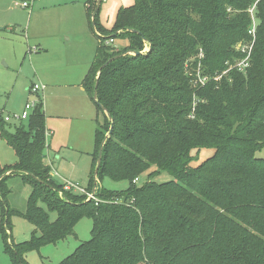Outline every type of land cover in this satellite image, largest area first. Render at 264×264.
Masks as SVG:
<instances>
[{
	"label": "trees",
	"instance_id": "1",
	"mask_svg": "<svg viewBox=\"0 0 264 264\" xmlns=\"http://www.w3.org/2000/svg\"><path fill=\"white\" fill-rule=\"evenodd\" d=\"M98 1L86 0L98 46L84 87L104 112L89 186L77 193L52 177L42 97L26 124L0 121L17 156L0 164L4 252L12 264H29L28 253L76 237L88 217L91 238L56 264H264V158L256 156L264 148V0H134L111 27L98 18ZM254 3L250 65L228 68L242 57L235 45L251 39ZM117 39L126 45L117 49ZM198 64L203 76H190ZM202 148L215 154L192 166V150ZM162 172L173 179L155 181ZM16 175L32 187L22 212L9 205L5 186ZM142 175L148 180L139 185ZM106 177L129 185L89 198ZM15 215L35 226L29 239L12 238Z\"/></svg>",
	"mask_w": 264,
	"mask_h": 264
},
{
	"label": "rangeland",
	"instance_id": "2",
	"mask_svg": "<svg viewBox=\"0 0 264 264\" xmlns=\"http://www.w3.org/2000/svg\"><path fill=\"white\" fill-rule=\"evenodd\" d=\"M22 2L0 0V110L21 113L26 102L38 101L39 96L42 97L46 124L53 131V135L48 136L50 156L47 154L46 157L53 171L52 177L59 183L75 184L74 191L81 193V186H89L93 167V155L86 151L94 144L95 153L94 129L97 121L104 119V112L84 87L96 55L98 38L86 9V0H31L29 6H23ZM133 3L134 0H103L98 18L106 27H111L119 7ZM126 43L123 39L114 42L117 49L123 48ZM147 51L146 46L143 52ZM202 57V51L192 56L187 62L188 67ZM239 59H235L228 68H235ZM195 72V77L203 76L200 64L188 69L192 77ZM34 83L44 85V91L38 94L31 92L30 87ZM14 125L11 131L15 129ZM192 153L195 160L191 165L197 166L213 156L215 148L194 149ZM256 156L264 158V148ZM16 160L14 149L0 137V164L14 163ZM4 175H13V172L8 170ZM153 179L165 182L173 177L162 172ZM146 180L147 175H142L137 182L140 185ZM128 185L126 180L115 181L106 177L97 180L92 189L99 193L103 188L123 190ZM5 186L11 190L8 196L11 208L25 211L32 191L31 185L16 175L9 176ZM51 216L55 218V213ZM92 227L93 219L83 217L75 227L76 237L72 235L56 244L44 245L38 251L28 253L27 261L29 264L59 263L82 242L91 238ZM34 228L24 217H12L14 241L29 239ZM2 245L0 233V252ZM2 252L0 264H12L9 256Z\"/></svg>",
	"mask_w": 264,
	"mask_h": 264
},
{
	"label": "built area",
	"instance_id": "3",
	"mask_svg": "<svg viewBox=\"0 0 264 264\" xmlns=\"http://www.w3.org/2000/svg\"><path fill=\"white\" fill-rule=\"evenodd\" d=\"M31 0H23L22 5L23 6H29ZM256 5L257 3H254L249 9V13L252 18V23L248 29V34L251 36V39L248 42H239L237 44V50L241 52L242 57L237 61L235 66L238 68L240 71H245V69L250 65L251 62V56H252V51L254 48V43L256 39V31H257V26L259 23V20L256 15ZM109 42H113V39H110ZM45 86L34 83L31 87L30 90L33 93L38 94L40 91H44ZM37 101H32V102H26L25 107L21 113H10L5 111L4 109L0 110V121H4L6 123H11V124H19L23 121H26L29 119L33 109L36 106ZM75 184L72 183H65V188L66 189H71L75 187ZM80 192L86 193L85 188L80 187ZM89 198H95V191L92 193H87Z\"/></svg>",
	"mask_w": 264,
	"mask_h": 264
},
{
	"label": "water",
	"instance_id": "4",
	"mask_svg": "<svg viewBox=\"0 0 264 264\" xmlns=\"http://www.w3.org/2000/svg\"><path fill=\"white\" fill-rule=\"evenodd\" d=\"M101 1H102V0H99V1H98V5H100ZM138 53H139V52H134V54H138ZM112 59H113V58H111L110 60H112ZM110 60H109V61H110ZM109 61L106 62L105 65H107V64L109 63ZM97 86H98V83H96V88H97ZM94 98H95V100H97V91H95ZM100 106H101V108H102L103 110H105L104 107H103V105L100 104ZM106 112H107V111H106ZM107 115L110 117V115H109L108 112H107ZM112 131H113V125L111 126V128H110L108 134L106 135V138H107L108 136L111 135ZM106 138H105V139H106ZM102 151H103V146L100 148V151H99V156H98V160H97V166H96V170H95L96 173L98 172V169H99L100 164H101V161H102ZM0 179H1V178H0Z\"/></svg>",
	"mask_w": 264,
	"mask_h": 264
},
{
	"label": "crops",
	"instance_id": "5",
	"mask_svg": "<svg viewBox=\"0 0 264 264\" xmlns=\"http://www.w3.org/2000/svg\"><path fill=\"white\" fill-rule=\"evenodd\" d=\"M57 94H59V92H56ZM92 99V98H91ZM93 100V99H92ZM84 101H86L85 99H84ZM94 101V100H93ZM94 103H95V101H94ZM96 104V103H95ZM48 128V135H47V140L49 141V139H48V136H50V135H53V131L49 128V127H47ZM95 129H96V126H95ZM95 129H94V131H95ZM92 141H94V138L92 139ZM50 150H51V146H50V144H48V149H47V154L50 156ZM93 151H94V144H93V147L91 146L90 147V150H88V151H86V152H88L89 154H92L93 153ZM51 160V159H50ZM51 162H52V160H51ZM6 164H11V163H6ZM51 164H53V162L51 163ZM52 174H53V171H52ZM67 181V180H66ZM62 183H65V182H62ZM78 183V182H77ZM84 186H81V188H83ZM86 188V187H85ZM2 250H3V245H2ZM2 250H1V252L0 253H3L2 252ZM4 251V250H3ZM10 259V258H9ZM1 260V259H0Z\"/></svg>",
	"mask_w": 264,
	"mask_h": 264
}]
</instances>
